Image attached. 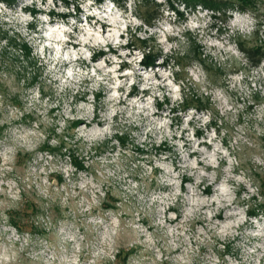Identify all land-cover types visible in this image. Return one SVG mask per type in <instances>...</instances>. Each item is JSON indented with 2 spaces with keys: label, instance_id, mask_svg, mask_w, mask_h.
<instances>
[{
  "label": "rangeland",
  "instance_id": "374dc122",
  "mask_svg": "<svg viewBox=\"0 0 264 264\" xmlns=\"http://www.w3.org/2000/svg\"><path fill=\"white\" fill-rule=\"evenodd\" d=\"M221 1L0 0V264H264V0Z\"/></svg>",
  "mask_w": 264,
  "mask_h": 264
},
{
  "label": "trees",
  "instance_id": "16d2710c",
  "mask_svg": "<svg viewBox=\"0 0 264 264\" xmlns=\"http://www.w3.org/2000/svg\"><path fill=\"white\" fill-rule=\"evenodd\" d=\"M5 1L8 2L9 4H12V3L16 2L17 0H5ZM115 1H117V0H115ZM198 2L202 3L205 6H210L211 8H214V9L220 8V5L222 3L221 0H188V4L194 5L195 3H198ZM227 2L230 3L234 7L238 6V8H241V9H247L249 6H253L255 4V0H229ZM75 7H76L75 11L78 13V11L80 10V7H79V5H77ZM62 16H65V13H63ZM149 22H151V21H149ZM5 38H7L8 42H9V46H7L6 48L11 47V48H17L18 50H21L20 52L22 53V55H16V58L19 61H20V58L22 56L24 58L23 59L24 62L26 61L31 66L35 67L34 74L31 77H29V79L35 80L37 78L38 69L40 67H38V65H37L38 62L34 58L33 50H32V47L30 46V44L28 42H26L25 40L19 41L18 37L12 36L9 34L6 35ZM243 50L247 53L249 60L251 62H253L254 64H258L260 62V60L264 57V52L262 51V49L260 47H258L256 49H244L243 48ZM4 51H6V53H10V51L8 49H5ZM159 55L155 52H151V50H150L147 54L146 53L144 54V58L142 59V62L145 65L154 64V63H156V59ZM26 69H27V66H24L23 70H26ZM24 74L26 75V71ZM0 90H3V92H5L4 87L2 86L1 82H0ZM190 105H191V103L189 102L188 99H185V101L182 102V106L184 107V109ZM197 108L201 109V106H198ZM116 136H118V138L120 139L121 142L125 143L126 140H125L124 135L117 134ZM61 143H63V145L60 147H46L47 148L46 150L54 152V153L60 152L62 150V148L66 145V142L63 139H62ZM70 157L72 159L73 164L77 167V169H79V170L85 169V165L82 163L81 160H79V158L75 155V153H73V151H70ZM105 207L106 208H114L113 203H109V204L105 205ZM262 209H264V208H262ZM260 211L261 210H259V209H253L250 211V213H251V215L255 216V215H259ZM262 212H264V210ZM11 222L13 223V225H15L17 227H20V228L22 227V225L20 224V222L18 221V219L16 217H11ZM225 248H227V250H229L227 246H225ZM135 253H136L135 248H130L128 250L121 249L117 253V256L119 257V256H122V254H123L124 256L122 257L121 260H123V263H126V262H128L129 258L131 256H133Z\"/></svg>",
  "mask_w": 264,
  "mask_h": 264
},
{
  "label": "bare ground",
  "instance_id": "6f19581e",
  "mask_svg": "<svg viewBox=\"0 0 264 264\" xmlns=\"http://www.w3.org/2000/svg\"><path fill=\"white\" fill-rule=\"evenodd\" d=\"M97 1H99V2H102L103 0H97ZM32 12H34L36 15L39 13V11L35 8V7H33L32 8ZM71 12V11H70ZM66 13L65 12V16H63V18H65V17H69L72 13ZM79 12H82L81 11V8H80V10H79ZM52 13H55V11H52ZM101 25H102V27H104L105 29H107L108 31H113L112 30V28H110L111 26H113L114 24L113 23H111V22H108V21H102V23H101ZM17 33H19L18 31H16ZM9 34V32H8V30H4V33H3V35L6 37V35H8ZM114 38L110 35V36H107L106 37V41H108V42H110V41H112ZM26 42H28V40H26ZM31 46V45H30ZM32 47V46H31ZM32 50H34V48L32 47ZM163 51L162 50H160V51H157L156 53L159 55L160 53H162ZM107 54V52H105V51H103V50H98V51H95L94 52V54L92 55V57H91V60H93L94 62H97L98 61V58L99 57H102V56H104V55H106ZM34 58H35V60L38 62H40V61H42V66H45L46 65V63L44 62V60L43 59H41L40 57H38L36 54H35V56H34ZM41 65L39 66L38 65V67H42ZM39 68V69H40ZM38 69V75H37V78L35 79V80H32V79H29V78H27L26 76H25V74L24 73H22V74H20V75H18V79H23L24 77H26L27 78V80L25 79V81H26V83H27V85H30V84H33V83H35L38 79H39V72H40V70ZM0 82H1V79H0ZM15 95H17L18 96V94H15ZM10 96V93H6L5 95H4V97L5 98H8ZM11 98H14V96H13V94H12V96H11ZM15 99V98H14ZM18 99V98H17ZM16 99V100H17ZM96 100L99 102V103H101V101H102V93H97V98H96ZM169 100V99H168ZM175 108H178V105H176L175 106ZM80 122H84L85 124H87V122L85 121V120H83V119H80V118H72V119H70V126H69V128H77V126H78V124L80 123ZM117 135V133H115V135L114 136H116ZM46 147H56V146H53V145H51L50 143H49V141H47V142H45V144H44V146H43V150H46L47 148ZM61 152V151H60ZM73 153H75V155H76V152H75V150L73 149ZM70 156V155H69ZM77 156V155H76ZM78 157V156H77ZM79 158V157H78ZM79 160H81V159H79ZM82 161V160H81ZM82 163L85 165V162L84 161H82ZM87 167H86V165H85V169H86ZM80 170H84V169H80ZM157 170H159V167H157ZM187 180H190L191 178L190 177H185ZM156 183V182H155ZM212 191H213V186L212 185H207L206 186V188L203 190V192H205V193H207V194H209V193H212ZM110 196V195H109ZM112 199H114V200H117L115 197H112L111 198V200ZM107 205V204H106ZM113 207L116 209L117 208V205L115 204V203H113ZM250 215H251V213H250ZM227 247H228V249H229V251H231V249H232V245L231 244H229V243H226L225 244Z\"/></svg>",
  "mask_w": 264,
  "mask_h": 264
}]
</instances>
